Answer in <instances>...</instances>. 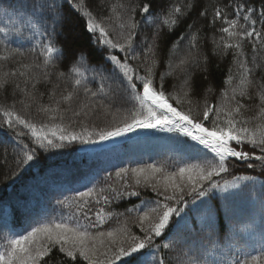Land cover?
<instances>
[{
    "label": "snow or ice",
    "instance_id": "snow-or-ice-1",
    "mask_svg": "<svg viewBox=\"0 0 264 264\" xmlns=\"http://www.w3.org/2000/svg\"><path fill=\"white\" fill-rule=\"evenodd\" d=\"M67 3L86 18L89 32L99 33L100 44L115 50L108 56L112 71L105 76L100 70V86L93 90L87 86L86 73H95L97 70L83 67L84 57H80L70 67L67 76L64 72L56 73L57 81L70 80L72 86L70 89L65 87L57 95L60 83L53 84L48 92L47 104L40 102L43 94L38 97L36 92L37 85L51 83V73L46 69L54 63V54L59 51L53 44L40 43L30 49L35 53L37 47L40 48L42 64L35 61L31 64L20 63L15 69L0 71V89H6L12 78H23V86L19 81L13 86L14 93L18 91L22 94L23 98L19 102L25 110L35 105L37 112L47 118L45 122L37 123L32 118L21 115L14 106L0 107L3 124L10 129L27 130H17L16 137L28 135L35 145L30 148L28 144L17 140L15 162L20 171L30 166L36 158L37 149H60L73 142L103 145L104 142L125 137L137 129L171 133L186 138L182 142H192L188 147L196 153L192 157L196 162H185L174 171H168L164 166L154 163L121 167L114 175L109 173L105 177L103 186L95 183L85 186L84 190H76L73 196L57 201L60 206L69 210L60 220L37 222L26 234L7 238L3 250L0 251V264H42L56 248L72 261L79 256L86 264H145L146 255L154 258V264H169L163 250L173 247L174 235H169L168 243L154 245V239L164 236L169 230L173 217L181 218L183 209L173 207L169 202H181L185 193L194 194V198H203L213 189L235 187L234 184L229 185L228 181L220 184L215 178L228 174L231 167L237 166L238 162L240 165L246 164L248 168H264V77L253 78L264 60V0L260 2L258 14L255 7L248 3H235V0H231L225 8H214L212 20L221 21L224 25L218 29L222 35L218 40H213L214 54L226 56L231 51L233 63L238 70V79L230 69L225 81L230 87L221 93L220 102L217 104L209 103L206 98L212 88L206 90L202 119L194 117L191 107L182 111L170 103V100H174L177 105L193 103L189 66H198L200 62V57L192 51L197 48L198 33L180 37V40H188L187 55L178 63L169 62L168 70L159 73L157 79L160 27L174 30L179 23V17L185 14L180 6H173L163 16L151 38L145 36L140 42L141 50L138 51L136 37L141 21L136 19L137 5L117 0V3L109 6L108 19L119 29L118 38L112 39L108 31V27L112 25L106 27L98 22L91 11L86 9L83 0L80 3L67 0ZM32 4L41 13L47 9L54 24L62 19V5L57 6L55 0H32ZM150 7V4L145 3L139 8L141 17L151 15ZM192 7L193 5H188L189 10ZM226 9H231V14ZM200 16H207V11H202ZM24 27L33 36L48 32L47 27L31 18L24 21ZM188 27L191 29L193 25ZM0 33L7 35V30L0 28ZM245 41L251 45V61L245 52ZM172 51H175V47ZM115 53H123V57ZM16 55H23V52L9 50L8 55L0 56V60L8 61ZM132 62L137 63L134 65ZM40 69L44 71H39ZM177 72L182 77L179 91L166 93V78ZM105 81L116 83V90L111 88V84L106 87ZM176 87L173 85V88ZM252 90H255L258 101L257 111L255 115L245 117L244 111L248 110V106L242 101L253 99ZM81 91L83 98L80 97ZM121 96L129 107L121 108L116 105L117 98ZM113 107L115 111H110ZM98 108L103 109L105 115H111L112 121L109 126L90 129L88 122ZM200 114L197 110L196 116ZM65 120L68 121L67 124L64 123ZM205 122H210V126ZM77 123L81 130H70V126ZM245 145L255 151L245 150ZM95 150L100 149H93ZM3 162L7 163V154ZM18 174L17 172L14 175ZM235 179L251 178L240 176ZM141 187L150 188L158 197L155 201H141L140 205L126 209L127 213H134V223L143 236L134 233L127 220L119 222L118 227L99 230L114 216L124 215L107 211V207L114 201L139 197L141 193L138 189ZM179 223L180 220L177 219L176 224ZM93 228L98 230L93 232ZM251 264H264V254L259 257L252 256Z\"/></svg>",
    "mask_w": 264,
    "mask_h": 264
},
{
    "label": "trees",
    "instance_id": "trees-1",
    "mask_svg": "<svg viewBox=\"0 0 264 264\" xmlns=\"http://www.w3.org/2000/svg\"><path fill=\"white\" fill-rule=\"evenodd\" d=\"M51 2V0H48ZM80 3L81 0H74ZM125 4L137 5L136 19L141 21L139 34L136 37L137 50H141L140 42L145 36L151 38L153 31L160 24L163 16L173 6H180L184 15L179 17V23L174 30L169 31L167 27H160V38L158 41V66L159 73L168 70L169 62L178 63L188 53V40H180L181 36L187 37L191 33H198L197 48L192 49L200 57L199 65H190L189 71L192 75L193 92L191 105H177L170 100L174 106L182 111L189 107L193 109L194 117L202 119L203 101L206 90L211 87L212 92L207 93V100L211 104L220 102L221 93L230 86L225 84L229 70L238 79L237 68L233 63L231 51L228 55L214 54L215 45L213 40H218L222 35L218 29L223 27L221 21H213V11L216 7L225 8L231 0H120ZM261 0H235V3H248L260 9ZM57 6L62 5V19L58 24L47 9L43 13L34 9L32 0H0V28L7 30L0 33V56L8 55L9 50H20L23 55H16L8 61L0 60V71H10L19 66L20 63L31 64L43 62L40 56V48L37 47L33 53L30 49L40 43H51L59 51L54 54V63L46 69L51 73V83L37 85L36 95L40 97L41 103H49L48 92L53 84L60 83L57 95L65 88H71L70 80L57 81L56 73L69 74L70 67L80 58L84 57L83 67L96 69L86 73V82L89 88L95 90L100 86L101 76L111 73L112 67L108 60L110 50L106 45L99 43V33L93 34L87 30L86 18L67 0H55ZM87 10L91 11L98 22L108 27L109 36L118 38L119 29L115 28L112 20L108 19L109 6L117 3V0H83ZM145 3L150 4V13L141 17L139 8ZM193 7L188 9V5ZM202 11H207V16H200ZM231 14V9H226ZM37 20L47 27L48 32H41L33 36L29 29L24 27L27 19ZM153 21V23H149ZM241 23L243 21L241 20ZM193 25L189 29L188 25ZM55 27V31H53ZM259 27V25H257ZM178 42V46H176ZM175 47V51L172 49ZM245 52L251 61V45L245 41ZM123 57V53H115ZM134 65L137 62H132ZM39 71H44L40 69ZM143 69H141V72ZM264 77V60L261 61L260 70L253 77L257 79ZM182 77L174 73L165 81L166 93L178 92ZM19 81L23 86V78H12L6 89H0V107L14 106L21 115L32 118L35 122H45L46 116L37 112L36 106L25 110L19 102L23 97L13 86ZM116 90V83L105 81V86ZM176 85V88H173ZM255 90H252L253 99L243 100L248 106L244 111L245 117L255 115L258 103L255 98ZM229 95L231 92L229 91ZM83 98V92H80ZM116 105L127 108L123 97L116 100ZM75 107V105H74ZM200 111L197 117L196 112ZM110 111H115V107ZM123 113L121 112L120 115ZM112 121L111 115H105L103 109H97L96 114L89 120V128L106 127ZM59 123L60 121H56ZM68 123L67 120L64 121ZM210 126V122H205ZM23 129H10L2 122L0 117V251L3 250L7 238L17 234H26L37 222L49 220H60L62 215L68 214V209L60 206L57 201L65 197H71L76 190H84L85 186L99 183L105 184V177L109 173H115L121 167H138L149 163L164 166L168 171H174L185 162L195 163L192 159L196 155L191 151L188 144L183 143L186 138L175 134H150L138 137L130 141L122 142L103 150H91L82 152L80 148L89 146L79 142L66 144L60 149L49 148L47 151L37 149L36 158L30 166L22 171L16 165L17 140L26 143L30 148L35 147L28 135L17 138L16 131ZM70 130L80 131L81 127L72 124ZM27 131V130H23ZM245 150L255 151L245 145ZM7 154V163H4ZM258 165V162H253ZM22 167V166H21ZM18 175H14L15 173ZM247 176L249 180H237L235 177ZM223 184L225 181L229 186L225 190L213 189L205 197H195L185 193L184 199L179 202H169L173 207L183 209L181 218L173 217L169 230L160 238L154 239V245H162L169 242V235H174L173 247L167 250L166 260L169 264H251L252 256L264 254V168L259 166L248 168L246 164L233 166L228 174L215 178ZM139 197L124 198L114 201L107 207V211L123 216H114L99 230H108L119 226V222L128 221L131 230L137 235L143 233L134 223V213H127L126 209L134 205H140L141 201H155L158 199L156 193L150 188L141 187ZM162 199V198H160ZM179 219V225L176 220ZM98 229H91L95 232ZM145 251H148L147 249ZM159 253H157V258ZM145 264H154L151 255L144 257ZM42 264H86L79 256L75 261L64 256L59 249H53Z\"/></svg>",
    "mask_w": 264,
    "mask_h": 264
},
{
    "label": "bare ground",
    "instance_id": "bare-ground-1",
    "mask_svg": "<svg viewBox=\"0 0 264 264\" xmlns=\"http://www.w3.org/2000/svg\"><path fill=\"white\" fill-rule=\"evenodd\" d=\"M151 132H155V131H152V130H142V129H137V130L134 131V132L128 133L127 136H125V137H118V138H115L114 140L104 142L103 145L105 146V145H107L108 143L117 142V141H119V140H121V139H127V138H130V137H134V136L142 135V134H148V133H151Z\"/></svg>",
    "mask_w": 264,
    "mask_h": 264
},
{
    "label": "rangeland",
    "instance_id": "rangeland-1",
    "mask_svg": "<svg viewBox=\"0 0 264 264\" xmlns=\"http://www.w3.org/2000/svg\"><path fill=\"white\" fill-rule=\"evenodd\" d=\"M122 140H124V139L117 141V143L121 142ZM108 144L110 145V143H108ZM97 148H99L98 145H92V146L88 147V149H97Z\"/></svg>",
    "mask_w": 264,
    "mask_h": 264
},
{
    "label": "water",
    "instance_id": "water-1",
    "mask_svg": "<svg viewBox=\"0 0 264 264\" xmlns=\"http://www.w3.org/2000/svg\"><path fill=\"white\" fill-rule=\"evenodd\" d=\"M158 133H160V132H158ZM154 134H156V133H154ZM163 134H165V133H163ZM145 135H148V134H145ZM141 136H144V135H141Z\"/></svg>",
    "mask_w": 264,
    "mask_h": 264
}]
</instances>
